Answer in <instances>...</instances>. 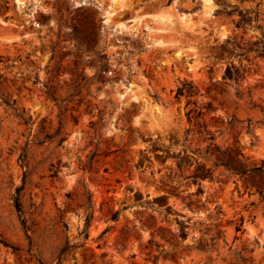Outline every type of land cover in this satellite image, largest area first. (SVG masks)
Segmentation results:
<instances>
[{
    "label": "rangeland",
    "instance_id": "374dc122",
    "mask_svg": "<svg viewBox=\"0 0 264 264\" xmlns=\"http://www.w3.org/2000/svg\"><path fill=\"white\" fill-rule=\"evenodd\" d=\"M221 160L264 164V0H0V264H264Z\"/></svg>",
    "mask_w": 264,
    "mask_h": 264
},
{
    "label": "trees",
    "instance_id": "16d2710c",
    "mask_svg": "<svg viewBox=\"0 0 264 264\" xmlns=\"http://www.w3.org/2000/svg\"><path fill=\"white\" fill-rule=\"evenodd\" d=\"M220 3H224V0H218ZM193 86H191V84L189 83H184L182 84L181 86L178 87V90H177V96H181V95H188V96H191L193 95L192 93V88ZM9 103V102H8ZM190 103V101L188 102ZM193 109H190V111L188 112V116H189V120L192 119V113ZM240 162V166L239 167H231L230 164H228L227 162L221 160L219 162V164H223L225 165L228 169H230L232 172H234L236 175H239V176H243L249 172H263L264 171V164H261V165H253V166H249L248 164H246L244 161L242 160H239ZM21 189H22V186H18L16 188V192H15V195H14V203H15V206H16V209L17 211L19 212L20 215H22L23 213V206H22V202H21ZM119 213H120V210H116L114 213H113V218L114 219H118L119 218ZM92 219V214L90 213L88 216H87V222H86V229H88L89 227V224H90V221ZM87 236V234H86ZM2 242H4L6 245H9L8 242H5L3 240H0ZM75 247V244H69L67 243L62 249H61V253H60V257L65 254V252H68L70 251L72 248ZM14 249H17V247H14ZM41 264H45L44 262L40 261Z\"/></svg>",
    "mask_w": 264,
    "mask_h": 264
},
{
    "label": "bare ground",
    "instance_id": "6f19581e",
    "mask_svg": "<svg viewBox=\"0 0 264 264\" xmlns=\"http://www.w3.org/2000/svg\"><path fill=\"white\" fill-rule=\"evenodd\" d=\"M211 0H208V2H210Z\"/></svg>",
    "mask_w": 264,
    "mask_h": 264
}]
</instances>
